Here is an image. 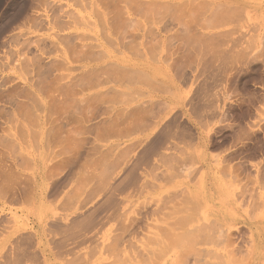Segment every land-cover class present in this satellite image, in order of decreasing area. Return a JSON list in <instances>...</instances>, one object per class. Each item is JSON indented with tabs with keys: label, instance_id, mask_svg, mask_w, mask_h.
Returning <instances> with one entry per match:
<instances>
[{
	"label": "rangeland",
	"instance_id": "obj_1",
	"mask_svg": "<svg viewBox=\"0 0 264 264\" xmlns=\"http://www.w3.org/2000/svg\"><path fill=\"white\" fill-rule=\"evenodd\" d=\"M42 1L0 0V264H264V0Z\"/></svg>",
	"mask_w": 264,
	"mask_h": 264
},
{
	"label": "bare ground",
	"instance_id": "obj_2",
	"mask_svg": "<svg viewBox=\"0 0 264 264\" xmlns=\"http://www.w3.org/2000/svg\"><path fill=\"white\" fill-rule=\"evenodd\" d=\"M48 1H49V0H48ZM48 1L45 0V1H42V3L40 2V3L43 4V5H45V4H46V6L48 5L49 8H48V11H47V12H48V13H51V14H49V15H51V16H49L50 19L48 20V24H47V25H48V28H51V29H53V30H54V28H55V29L60 30V31H66V29L69 30V26H70L72 23H71L69 20H66V22L62 21V20H63L62 17L64 16V14L61 13V14H63V16H62L61 14H59L60 9H58V8H59L60 6L57 7L58 5L56 6L55 3H54V5L56 6V7H55V6L51 5V4H52L51 2H48ZM110 1H111V0H110ZM117 1L120 2V0H117ZM125 1H126L128 4L130 3L129 0H125ZM134 1L137 2L136 0H134ZM134 1L131 0L132 4H133ZM139 1H142V0H139ZM139 1H138V3H140ZM154 1H158V2L160 3V5L163 6L164 9H166V8H167L166 6H168V5H172V7L175 8V6H173V5H175V4H174L175 2H172V3H171L170 1L168 2V0H154ZM188 1H189V0H188ZM193 1H194V0H193ZM195 1H196V0H195ZM44 2H46V3L44 4ZM75 2H76V0H75ZM77 2L79 3V0H78ZM81 2H82V1H81ZM83 2H84V1H83ZM97 2H99V0H98ZM97 2H96V3H97ZM107 2H108V1H107ZM111 2H112V1H111ZM114 2H115V4L117 3L116 1H114ZM114 2H112V3H114ZM184 2H186V1H184ZM191 2H192V1H191ZM191 2H190V3H191ZM196 2H198L196 6L202 7V6L198 5V4H201V3H199V0L196 1ZM210 2H211V1H210ZM49 3H50V4H49ZM73 3H74V2H73ZM105 3H106V0H105ZM121 3H125V2L121 0ZM141 3H142V6H143V3H147V1L144 2V0H143ZM179 3H181V1H180ZM179 3L177 2V4H179ZM190 3H189V4H190ZM194 3H195V2H194ZM204 3H205V2H204ZM94 4H95V3H94ZM117 4H118V3H117ZM128 4L125 3V6L128 5ZM130 4H131V3H130ZM130 4H129V9H130L131 7H133V5L131 4V5H132V6H131ZM136 4H137V3H135L134 6H135ZM177 4H176V5H177ZM185 4H186V3L183 4V5H184L183 8L186 10L185 6L188 8V5H189V4H188V5H185ZM59 5H60V4H59ZM100 5H101V4H100ZM102 5H103V4H102ZM102 5H101V6H102ZM108 5H109V4H108ZM113 5H114V4H113ZM120 5H121V4H120ZM140 5H141V4H140ZM146 5H147V7H148V4H146ZM146 5L144 4V6H146ZM180 5H182V3L179 4V6H180ZM192 5H193V7H194L195 4H193V2H192ZM202 5L204 6L203 3H202ZM207 5L210 6L211 3H208ZM217 5H218V4L216 3L215 7H216ZM78 6H79V5H78ZM80 6H81V5H80ZM80 6H79V7H80ZM92 6H94V5H92ZM105 6H106V5H105ZM116 6H117V5H116ZM136 6L138 7V4H137ZM136 6H135V7H136ZM162 6H161V7H162ZM209 6H208V7H209ZM102 7H103V6H102ZM102 7H101V8H102ZM106 7H107V6H106ZM118 7H119V6H118ZM140 7H141V6H140ZM140 7H139V8H140ZM170 7H171V6H170ZM172 7H171V8H172ZM204 7H205V9L208 8V7L206 6V3H205V6H204ZM217 7H218V6H217ZM60 8H61V7H60ZM80 8L82 9V6H81ZM133 8H134V7H133ZM168 8H169V6H168ZM176 8H178V6H177ZM180 8H181V7H180ZM194 8H195V7H194ZM196 8H198V7H196ZM102 9H103V8H102ZM121 9H122V11H124L122 6H121ZM126 9L129 10V9H128V6L126 7ZM131 9H132V8H131ZM131 9H130V10H131ZM134 9H135L136 11H138V10H137L138 8H134ZM134 9H133V10H134ZM172 9H173V8H172ZM172 9H171V10H172ZM192 9H193V8H192ZM214 9H216V8H214ZM61 10H62V9H61ZM105 10H106V9H105ZM166 10H167V9H166ZM173 10H174V9H173ZM175 10L177 11V9H175ZM181 10H183V9H181ZM198 10H199V9H198ZM45 11H46V10H45ZM125 11H126V10H125ZM140 11H141V9H140ZM176 11H174V12L176 13ZM188 11H190V10L188 9ZM193 11H194V9L191 11V13H192ZM200 11H202V8L200 9ZM210 11H211V10H210ZM215 11H216V10L213 11V9H212L211 13L209 12L208 17H210L211 15H214ZM165 12H166V11H165ZM177 12H178V11H177ZM183 12H185V11H183ZM183 12H182V13H183ZM186 12H187V10H186ZM204 12H205V10H204L202 13L205 14ZM213 12H214V13H213ZM223 12H224V11H223ZM64 13H65V12H64ZM67 13H68V12H67ZM100 13H101V12H100ZM134 13L136 14L135 11L133 12V11L131 10V12H130L129 14L132 15V14H134ZM137 13H138V12H137ZM150 13H151V12H150ZM150 13H149V14H150ZM188 13H190V12H188ZM191 13H190V14H191ZM46 14H47V13H46ZM73 14H74V13H73ZM124 14H125V12H124ZM145 14H146V12H145ZM149 14H148V12H147V15H149ZM176 14H177V13H176ZM194 14H195V12H194ZM197 14H199V13H197ZM65 15H66V17H68V16L71 17V16H72L71 14L67 16L66 13H65ZM100 15H101V14H100ZM113 15H114V14H113ZM120 15H122V14H120ZM137 15H138V14H137ZM137 15H135V16H137ZM178 15H179V14H178ZM187 15H188V14H187ZM199 15H200V14H199ZM81 16H82V15H81ZM101 16H102V15H101ZM174 16H175V15H174ZM182 16H186V15L183 14ZM190 16H191V15H190ZM204 16H205V15H204ZM40 17H42V16L40 15ZM64 17H65V16H64ZM70 17H69V18H70ZM114 17H115V16H114ZM123 17H124V16H123ZM191 17H192V16H191ZM199 17H200V16H199ZM201 17H202V16H201ZM201 17H200V18H201ZM211 17H212V16H211ZM213 17H214V16H213ZM213 17H212V18H213ZM43 18H44V16H43ZM69 18H68V19H69ZM71 18H73V17H71ZM71 18H70V19H71ZM75 18H76V16H75ZM109 18H110V17H109ZM176 18H177V17H176ZM176 18H175V19H176ZM178 18H179V16H178ZM192 18H194V16H193ZM206 18H207V16H206ZM36 19H37V17H36ZM39 19H41V18H38V20H35V19H34V21H35V22H36V21L38 22ZM83 19H84V18H83ZM101 19H102V18H101ZM116 19H117V18H116ZM122 19H123V18H122ZM122 19H121V20H122ZM129 19H130V18H129ZM129 19H128V21H129ZM195 19L197 20V17H196ZM213 19H214V18H213ZM75 20H76V19H75ZM75 20L73 19V21H75ZM106 20H108V19H106ZM204 20H205V19H203L202 21H204ZM34 21H33V22H34ZM71 21H72V20H71ZM101 21H103V19H102ZM101 21H100V23L103 24ZM115 21H117V20H115ZM118 21H119V20H118ZM123 21H125V20H123ZM126 21H127V20H126ZM126 21H125V22H126ZM134 21H135V20L132 19V22H133V23H134ZM153 21H154V20H153ZM174 21H175V20H174ZM179 21H180V20H179ZM42 22H43V23H42ZM42 22H41V20H40V21H39V25L45 27V24H46V23H44V20H42ZM108 22H109V21H108ZM119 22H120V21H119ZM129 22H130V21H129ZM132 22H131V24H132ZM175 22H176V21H175ZM182 22H183V20H182ZM83 23H84V22H83ZM106 23H107V21H106ZM117 23H118V22H117ZM136 23H137V22H136ZM177 23H178V21H177ZM36 24H38V23H36ZM43 24H44V25H43ZM184 24H185V23H184ZM34 25H35V23H34ZM107 25H108V24H107ZM107 25H106V26H107ZM122 25H124V24H122ZM129 25H130V24H129ZM129 25L127 26V22H126V26H127L128 28H129ZM133 25H134V24H132L131 27H132ZM208 25H209V24H208ZM109 26H110V25H109ZM119 26H120V25H119ZM124 26H125V25H124ZM70 27H71V26H70ZM117 27H118V26H117ZM131 27H130V29H131ZM133 27H134V26H133ZM108 28H109V27H108ZM108 28H107V29H108ZM110 28H112V27H110ZM110 28H109V30H110ZM120 28H121V27H120ZM120 28H119V29H120ZM125 28H126V27H125ZM128 28H127V29H128ZM114 29H115V27H114ZM114 29H113V32H114ZM117 29H118V28H117ZM121 29L123 30L124 27H122ZM57 30H56V31H57ZM133 30H135V29H133ZM102 31H103V30H102ZM118 31H119V30H118ZM120 31H121V30H120ZM120 31H119V32H120ZM113 32H112V33H113ZM175 32H176V31H175ZM56 33H57V32H56ZM109 33H110V32H109ZM123 33H125V30H124ZM123 33L120 32L119 34L122 35ZM176 33H178V32H176ZM176 33H175V34H176ZM104 34H105V33H104ZM114 34H115V33H113V35H114ZM123 35H124V34H123ZM126 35H127V34H126ZM105 36H106V35H105ZM119 36H120V35H119ZM170 36H171V35H170ZM57 37H58V41H61V42L64 41V40L68 41V43H69V44L67 43L68 45H71V43H72V42L70 43L69 41H71V40L73 41V39H75L74 37L72 38V36H71L69 33H67L66 35H62V36H61V35H56L55 41H56ZM121 37H123V36H121ZM171 37H173V35H172ZM84 38H85V37H84ZM107 38H108V37H107ZM119 38H120V37H119ZM123 38H124V37H123ZM126 38H127V37H126ZM129 38H130V37H129ZM109 39H110V38H109ZM167 39H168V38H167ZM24 40H26V42H24V41L22 40L23 42L21 41V42L19 43V44H22V43H23L22 45H20V46H23V47H24V48L21 47L22 49H27V50H28V49H31L30 47H32V48L35 47V49H36L37 51H39L40 48L43 46V45L41 46L42 43H39V41H37V42H36V41H35V42L32 41V42L35 43V44L32 46L33 43L30 42V41H31L30 39H24ZM29 40H30V41H29ZM124 40H127V39L124 38ZM119 41H121V40H119ZM131 41H132V40H131ZM30 43H31V45H30ZM125 43H126V41H125ZM38 44H40L41 47H40ZM48 44H49V43H48ZM50 44H51V48H50L49 45H48V47L51 49V52H52V50L54 51V50H55L54 48H57V46H55L56 44H54V42H52V40H51ZM63 44H65V42H63ZM73 44H74V43H73ZM122 44H123V42H122ZM75 45L77 46L78 44L75 43L74 45H71V46H74V47H75ZM44 46H45V45H44ZM52 46H53V49H52ZM54 46H55V47H54ZM66 46H67V45H66ZM71 46H70V47H71ZM85 46H86V45H85ZM130 46H131V45H130ZM25 47H26V48H25ZM67 47H68V46H67ZM82 47H84V45H83V46L81 45L79 49L82 50V49H83ZM87 47H88V46H87ZM91 47H92V46L90 45V47L87 48V52H88V53L91 51V50L89 49V48H91ZM42 48H43V47H42ZM42 48H41V49H42ZM72 48H73V47H72ZM72 48H71V49H72ZM85 48H86V47H85ZM93 48H94V47H93ZM125 48L128 49V47H126V45H125ZM43 49H45V50L39 51V52L41 53V55L43 54L44 51H47V50L50 51V49H47V48H43ZM46 49H47V50H46ZM57 49H58V48H57ZM75 49H77V48H75ZM79 49H78V50H79ZM88 49H89V51H88ZM94 49H95V48H94ZM27 50H26V51H27ZM33 50H34V48H33ZM36 50H35V51H36ZM72 50L74 51V48H73ZM84 50H85V49H84ZM84 50H82V51H83L82 53H81L80 50H79V52H80L81 54H84V55H82V57H86V56H87V53H86V55H85V51H84ZM26 51H25V52H26ZM35 51H34V52H35ZM37 51H36V52H37ZM70 51H71V50H70ZM27 52H28V51H27ZM29 52H30V51H29ZM29 52H28V53H29ZM54 52H55V51H54ZM91 52H92V51H91ZM91 52H90V53H91ZM44 53L46 54V52H44ZM55 53H56V52H55ZM70 53H71V52H70ZM72 53H73V52H72ZM99 53H100V52H99ZM34 54H35V53H34ZM47 54H49V53H47ZM51 54H52V53H51ZM35 55H36V54H35ZM89 55H90V54H88V56H89ZM91 55L94 56V55H96V54H93V52H92ZM97 55H98V53H97ZM101 55H103V54L101 53ZM101 55H99V56H101ZM72 56H73V55H72ZM99 56H98V57H99ZM36 57H37V56H36ZM57 57H58V56H57ZM82 57H81V58H82ZM94 57H95V56H94ZM101 57H104V56H101ZM101 57H100V58H101ZM40 58H41V57H40ZM43 59H44V58H43ZM53 59H56V60H57V58H53ZM79 59H80V57H79ZM82 59H83V58H82ZM86 59H88V58L86 57ZM27 60H28V58H27ZM34 60H35V61H34ZM38 60H39V59H38ZM38 60H37V58H36V59L34 58V59L30 60L31 62L29 61L30 64H33V65H32V66H33L32 69L35 71V72H34V71L32 70V72H34V76L37 77L36 80H38L39 77H41V79H43L44 77H42V76H45V75H46L45 77H47V79L49 78L48 83L46 84V82H47V79H46V78H44V79H45L44 81H46V82H44V81H43V82L45 83V85H48L49 82H50V79H51V82H52V78H50V77L48 76V75H50L49 72H50L51 69H53L54 67L59 66V62H60V60H57V63H58V64H56L55 60L53 61L52 59H50V60L52 61V63H51V62H50V63H51V64L54 63V64H56L57 66H51V64H49L48 62H47V63H44V62L42 63L40 60H39L40 62H39ZM84 60H85V58H84ZM92 60H93V59L91 58V61H92ZM94 60H96V58H95ZM79 61H80V60H79ZM32 62H33V63H32ZM26 63L29 64L28 61H27ZM30 64H29V65H30ZM61 64H62V62H61ZM61 64H60V65H61ZM112 64H114V63H112ZM112 64H110V65H111V68L113 67V69H115V67H114L115 65H112ZM24 65H25V63H24ZM63 65H64V63H63ZM105 66H106V65H105ZM63 67H64V66H63ZM63 67L60 66V68L57 67V69H55V68H54V69H55L56 72H57L58 69H62ZM82 67H83V66H82ZM116 67H117V66H116ZM119 67H120V66H119ZM119 67H118V68H119ZM66 68H67V67H66ZM70 68H74V66H73V67H70ZM70 68H69V69H70ZM97 68L100 69V67H97ZM101 68H102V67H101ZM106 68H107V66H106ZM111 68H108V69H110V71H111ZM122 68H123V67H122ZM91 69H93V68H90V69H89L90 72H91L92 74H93V72H94L93 75L96 76V72H95V71L98 72V70L95 69V71H94V69H93V72H92ZM116 69H117V68H116ZM55 70H52V71H55ZM72 70H73V69H72ZM74 70H76V67H75ZM89 70H88V71H89ZM106 70H107V69H106ZM52 71H51V73H52ZM58 71H60V70H58ZM88 71H87L86 73L84 72L86 75H84V74L82 73V72H83V71H82V72H81V73H82V76H85V78H89V76H88V77H86V76H87V75H91V77H93L92 74H90V72H88ZM122 71H123V70H122ZM68 72H69V71H68ZM99 72H100V70H99ZM104 72H106V71H104ZM104 72H103V74H104ZM137 72H139V71H137ZM48 73H49V74H48ZM81 73H79V74H81ZM101 73H102V72H101ZM120 73H121V72H120ZM123 73H125V72H123ZM126 73H127V71H126ZM139 73H140V72H139ZM53 74H54V75H53V76H54V77H53L54 79H55V77H56V79H58V78H60V79H62V78H63V79L67 78L66 76H65V78H64V77L59 76V75H58V76H59V77H58V76H56L57 74L55 75L54 72H53ZM79 74H77V75H79ZM111 74H112V73H111ZM77 75H76V76H75V75H74V76H71V78H72V77H73V78L78 77ZM97 75H98V74H97ZM105 75H106V74H105ZM118 75H119V72H118ZM142 75H143V74H142ZM144 75H145V74H144ZM51 76H52V75H51ZM63 76H64V75H63ZM98 76H100V75H98ZM57 77H58V78H57ZM61 77H62V78H61ZM101 77H102V74H101ZM101 77H99V78H101ZM105 77H106V76H104V78H105ZM108 77H109V76H108ZM120 77H121L120 79L123 78L122 76H120ZM71 78H70L69 80H71ZM80 78H83L82 81L85 82V83H87V82L85 81L86 79H85L84 77H81V76H80ZM104 78H103V80H104ZM106 78H107V77H106ZM110 78H111V77H109V79H110ZM124 78H125V77H124ZM34 79H35V78H34ZM54 79H53V81H55ZM63 79H62V80H63ZM77 79L79 80V78H77ZM84 79H85V80H84ZM91 79H95V78L93 77V78H91ZM91 79H90V80H91ZM101 79H102V78H101ZM111 79L113 80V78H111ZM120 79H118V81H120ZM36 80L34 81L35 83L38 82V81H41L40 79H39L38 81H36ZM72 80H74V79H72ZM72 80H71L69 83L72 82L71 84H73V85L75 86V85H76V84L74 83L75 80H74V81H72ZM88 80H89V79H88ZM88 80H87V81H88ZM99 80H100V79H99ZM99 80H96V82H95L96 85H98V84H97V81H99ZM106 80H107V79H106ZM124 80H126V78H125ZM76 81H77V80H76ZM100 81H101V80H100ZM113 81H114V80H113ZM115 81H117V80H115ZM115 81H114V82H115ZM121 81H123V79H122ZM34 82H33V83H34ZM43 82H41V83L44 84ZM51 82H50V83H51ZM57 82H58V81H57ZM78 82H80V80H79ZM89 82H90V81H89ZM92 82H93V81H92ZM92 82H90V83H92ZM107 82H108V81H107ZM107 82H106V83H107ZM111 82H112V81H111ZM128 82H129V81H128ZM41 83H40V85H41ZM98 83H100V82H98ZM104 83H105V82H104ZM108 83H109V82H108ZM36 84H38V86L40 87L39 82L36 83ZM52 84H53V82H52ZM54 84L57 86L58 83L56 84V82H55ZM79 84H80V83H78V85H79ZM100 84H102V83H100ZM100 84H99V85H100ZM45 85H44V86H45ZM59 85H61V84H59ZM67 85H69V84L67 83ZM73 85H71V86H73ZM83 85L86 86L87 84H83ZM35 86H36V85H35ZM65 86H66V84H65V85L63 84V87H65ZM79 86H82V85H79ZM85 86H83V87H85ZM87 86H88V85H87ZM94 86H95V85H94ZM36 87H37V86H36ZM36 87H35V88H36ZM39 87H38V88H39ZM41 87H42V89H43V88L46 89L45 87H43V85H41ZM50 87H51V85H50ZM50 87H49V88H50ZM66 87H67V86H66ZM66 87H65V88H66ZM89 87H90V86H89ZM96 87H97V86H96ZM38 88H37V89H38ZM52 88H53V87H52ZM54 88H55V87H54ZM57 88H59V87H57ZM68 88L71 89L72 87H68ZM74 88H75V87H74ZM92 88H95V87H92ZM11 89H12V87H11ZM11 89L9 88V91H12L13 95L16 96L17 94L20 93L19 95H17V96L19 97V96H22V95L25 93L23 96L26 97L27 99H31V98H30L31 95H29V94L26 95V92L23 91V93H22V95H21V92H19L20 90H18V93H16L17 91L13 92V91L16 90V89H12V90H11ZM61 89H62V86H61ZM63 89H64V88H63ZM63 89H62V90H63ZM69 89L66 88L65 90H68V91H69ZM46 90H47V89H46ZM21 91H22V90H21ZM39 91H40V90H39ZM49 91H51V90H49ZM60 91H61V90H60ZM60 91H59V92H60ZM63 91H64V90H63ZM71 91H72V90H71ZM73 91H74V90H73ZM56 92H58V91H56ZM65 92H66V91H64L63 95L65 94ZM74 92H76V91H74ZM114 92H115V91H114ZM6 93H9V92H6ZM12 93L10 92L9 94H12ZM15 93H16V94H15ZM99 93H100V92H99ZM31 94H32V93H31ZM69 94H74V93L71 92V93H69ZM76 94H78V93H76ZM79 94H80V92H79ZM116 94H117V93H116ZM25 95H26V96H25ZM66 95H67V94H66ZM66 95H64V96H66ZM74 95H75V94H74ZM93 95L96 96L97 98H99L98 96H100V94H99V95H97V94H93ZM23 96H22V97H23ZM28 96H29V98H28ZM72 96H73V95H72ZM91 96H92V95H91ZM6 97H9V95L7 96V94H6ZM11 97H12V95H10V99H11ZM13 97H14V96H13ZM13 97H12V98H13ZM67 97H69V96L67 95ZM114 97H115V95H114ZM14 98L16 99V97H14ZM33 98H34V97H32V99H33ZM73 98H75V97L73 96ZM85 98H87V96H86ZM115 98H116V97H115ZM32 99H31V100H32ZM63 99H65V98H63ZM71 99H72V98H71ZM75 99H77V98H75ZM88 99H89V98H88ZM113 99H114V98H113ZM82 100H83V99H82ZM111 100H112V99H111ZM7 101H11V100H8V99H7ZM12 101H13V102H14V101L17 102V101L14 100V99H12ZM12 101H11V102H12ZM79 101H81V100H79ZM79 101H77V103H78ZM97 101H98V100H97ZM13 102H12V104H13ZM18 102L21 103V101H18ZM24 102H25V101L22 102L23 105H24ZM27 102H30V100H27ZM27 102H26V103H27ZM81 102H82V101H81ZM84 102H85V101H84ZM112 102H113V100H112ZM19 103H17V104L14 103L16 106H15L14 104H13V106H15L16 108H19V107H18V104H19ZM31 103H34V102H31ZM85 103H86V102H85ZM87 103H88V102H87ZM23 105H22V106H23ZM25 105H26V104H25ZM20 106H21V104H20ZM30 106H31V105H29V107H28V103H27L26 106H23L24 109L26 108V114L29 113V112H27V107L30 109ZM86 106H87V105H86ZM88 106H89V105H88ZM15 107H14V108H15ZM21 108H22V107H21ZM78 108H79V107H78ZM84 108H85V106H84ZM80 109H81V108H79V110H80ZM89 109H90V108H89ZM91 109H92V108H91ZM17 110L19 111V109H17ZM92 110H94V109H92ZM20 111H21V110H20ZM20 111H19V113H20ZM24 111H25V110H24ZM80 111H81V110H80ZM89 111H90V110H89ZM96 111H97V110H96ZM96 111H95V112H96ZM103 111H104V110H103ZM22 112H23V108H22ZM22 112H21V113H22ZM127 112H128V111H127ZM7 113H8V112H7ZM21 113H20V114H21ZM23 113H24V112H23ZM99 113H100V112H99ZM99 113H98V114H99ZM129 113H130V112H129ZM133 113H134V112H133ZM135 113H137V112H135ZM135 113H134V114H135ZM20 114H19V115H20ZM26 114H25L24 116H26ZM91 114H92V113H91ZM98 124H99V123H98ZM94 125H96V124H94ZM99 125H100V124H99ZM89 126H91V125H89ZM89 126H88V127H89ZM103 126H104V125H103ZM94 127H95V126H94ZM95 128H97V127H95ZM53 129H54V128H53ZM90 129H91V128H90ZM93 129H94V128H93ZM109 129H110V128H109ZM109 129H107V130H109ZM94 130L96 131V129H94ZM50 131H51V130H50ZM54 131H57V130H54ZM92 131H93V130H92ZM49 133H50V132H49ZM107 133H108V132H107ZM7 140H8V139H7ZM9 140H10V139H9ZM8 142H9V141H8ZM10 142H11V140H10ZM12 142H13V141H12Z\"/></svg>",
	"mask_w": 264,
	"mask_h": 264
}]
</instances>
